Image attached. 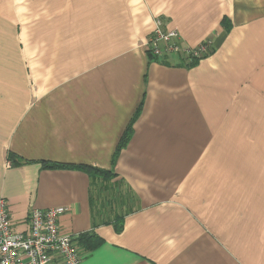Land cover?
<instances>
[{
	"label": "crops",
	"instance_id": "obj_1",
	"mask_svg": "<svg viewBox=\"0 0 264 264\" xmlns=\"http://www.w3.org/2000/svg\"><path fill=\"white\" fill-rule=\"evenodd\" d=\"M154 17L212 54L152 59ZM0 198L67 208L81 264H264V0H0Z\"/></svg>",
	"mask_w": 264,
	"mask_h": 264
},
{
	"label": "built area",
	"instance_id": "obj_2",
	"mask_svg": "<svg viewBox=\"0 0 264 264\" xmlns=\"http://www.w3.org/2000/svg\"><path fill=\"white\" fill-rule=\"evenodd\" d=\"M213 40L191 48L180 40L176 29L168 30L160 17L153 18L148 52L157 59L198 61L212 54ZM67 208L32 209L24 231L13 224L8 201L0 198V264H81L83 254L77 236L63 233L60 218Z\"/></svg>",
	"mask_w": 264,
	"mask_h": 264
},
{
	"label": "trees",
	"instance_id": "obj_3",
	"mask_svg": "<svg viewBox=\"0 0 264 264\" xmlns=\"http://www.w3.org/2000/svg\"><path fill=\"white\" fill-rule=\"evenodd\" d=\"M151 57H152V59H157L153 56H151ZM159 61H161V60H159ZM195 64H196V61L188 62V64L185 66L191 67V66H194ZM132 130H133L132 126L128 128L119 148H124L127 145L128 141L131 137ZM11 158H12L11 159L12 162L15 163V165L21 164V163H18V160L14 156H12ZM43 166H45L48 169H75V170L85 171L92 177L93 180L94 179L99 180L98 186L95 185V191L97 190V188H99L100 190L110 188L111 181L116 178V176L113 172L104 171V170H100L97 168H92L90 166H67V165L55 164V163H44ZM95 182H97V181H95ZM117 220L119 222V225H117L116 229H117V232H121L122 228H123L122 221H119V218ZM76 241H77L79 247H83L86 250H94L102 244V240L99 239L94 233L80 234L79 236H77Z\"/></svg>",
	"mask_w": 264,
	"mask_h": 264
},
{
	"label": "rangeland",
	"instance_id": "obj_4",
	"mask_svg": "<svg viewBox=\"0 0 264 264\" xmlns=\"http://www.w3.org/2000/svg\"><path fill=\"white\" fill-rule=\"evenodd\" d=\"M114 185H115V184H114ZM115 189H116V191H117L118 194H121V196H127V197H130V196H129V193H128L127 189H126V187H125L123 184L120 185V186L116 185V186H115ZM130 198H131V197H130Z\"/></svg>",
	"mask_w": 264,
	"mask_h": 264
}]
</instances>
